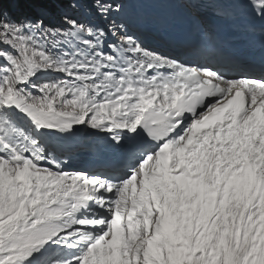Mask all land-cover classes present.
<instances>
[{
	"label": "snow or ice",
	"instance_id": "6c2138e0",
	"mask_svg": "<svg viewBox=\"0 0 264 264\" xmlns=\"http://www.w3.org/2000/svg\"><path fill=\"white\" fill-rule=\"evenodd\" d=\"M236 40L264 49V0H0V264H264Z\"/></svg>",
	"mask_w": 264,
	"mask_h": 264
},
{
	"label": "rangeland",
	"instance_id": "374dc122",
	"mask_svg": "<svg viewBox=\"0 0 264 264\" xmlns=\"http://www.w3.org/2000/svg\"><path fill=\"white\" fill-rule=\"evenodd\" d=\"M5 7H7V5H5Z\"/></svg>",
	"mask_w": 264,
	"mask_h": 264
}]
</instances>
